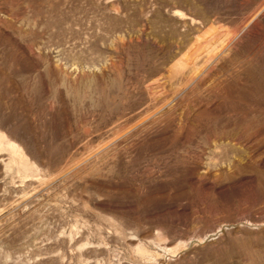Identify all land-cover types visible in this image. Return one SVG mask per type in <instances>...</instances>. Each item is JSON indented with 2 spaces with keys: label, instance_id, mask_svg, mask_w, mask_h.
<instances>
[{
  "label": "rangeland",
  "instance_id": "374dc122",
  "mask_svg": "<svg viewBox=\"0 0 264 264\" xmlns=\"http://www.w3.org/2000/svg\"><path fill=\"white\" fill-rule=\"evenodd\" d=\"M0 264H264V0H0Z\"/></svg>",
  "mask_w": 264,
  "mask_h": 264
},
{
  "label": "bare ground",
  "instance_id": "6f19581e",
  "mask_svg": "<svg viewBox=\"0 0 264 264\" xmlns=\"http://www.w3.org/2000/svg\"><path fill=\"white\" fill-rule=\"evenodd\" d=\"M141 252H142V253H144V254H146V251H145V250H143V249H141Z\"/></svg>",
  "mask_w": 264,
  "mask_h": 264
}]
</instances>
